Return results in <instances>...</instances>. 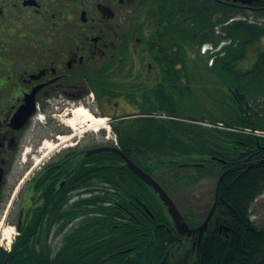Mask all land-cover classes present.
<instances>
[{"label":"flooded vegetation","instance_id":"1","mask_svg":"<svg viewBox=\"0 0 264 264\" xmlns=\"http://www.w3.org/2000/svg\"><path fill=\"white\" fill-rule=\"evenodd\" d=\"M192 12L197 11L184 0H0V225H12L17 232L13 243V235L7 236L9 244L1 226L0 263L33 264L31 251L21 254L26 246H35L46 262L76 264L80 258H91L94 244H88L82 251L86 253L80 251L83 225H87L85 231L94 225L107 226L121 240L125 239L121 231L126 235L131 227L142 238L138 233L144 226L142 216L155 219L157 200H151L149 207L142 194L126 190L123 173L112 174V168L127 169L123 159L86 154L89 149L114 147L111 142L69 150L45 164L19 192L20 174L14 168L22 163L29 168L32 150L45 138L54 140L57 133H69L59 129L47 135L38 130L47 118L77 105L92 109L89 104H94L92 110L109 117L114 126L158 115L152 103L164 89L174 93V70L181 66L170 61L177 50L171 33L177 25L189 28ZM99 119L108 124L107 118ZM80 131L64 135L65 141L61 136L57 143L45 140L40 148L43 156L35 160V166L53 152H44L47 142L57 149L84 134ZM214 202L215 194L209 211ZM220 203L218 199L209 225H220ZM209 211L200 217L183 216L196 228ZM79 212L81 216L76 215ZM102 215L112 220L94 223L95 216ZM132 219L139 225H127ZM63 225L67 227L59 233ZM201 240L176 236L170 259L166 255L159 264H195L194 251ZM128 252L134 248L105 255L102 261L125 260Z\"/></svg>","mask_w":264,"mask_h":264},{"label":"trees","instance_id":"2","mask_svg":"<svg viewBox=\"0 0 264 264\" xmlns=\"http://www.w3.org/2000/svg\"><path fill=\"white\" fill-rule=\"evenodd\" d=\"M184 1L197 12H192L189 28L177 25L171 33L177 50L170 61L181 64L174 70L175 91L169 95L162 90L152 103L153 110L167 117H142L131 120L132 124L122 121L113 128L124 153L153 177L161 176L157 180L169 194L226 171L218 189L220 225H210L195 253V264H264V228L251 220L254 202L264 195V138L242 132L264 130V47L259 44L264 37V1L250 7L226 0ZM204 44L219 50L203 54ZM251 47H256L255 59L244 68ZM94 157L122 161L115 153ZM213 157L225 160L226 166ZM111 171L123 173L126 190L142 194V201L153 205L154 192L132 171L119 167ZM157 202L155 219L142 216L144 226L138 232L142 238L128 227L126 235L121 231L124 240L117 231L119 236L107 240L109 236L99 235L103 229L95 227L86 234L90 239L86 245L94 244L90 247L94 254L76 264H159L166 255L170 259L178 235L166 208ZM111 220L95 218L94 223ZM127 225L139 224L132 219ZM154 225H166L169 230ZM125 248H134L127 259L102 261L105 255ZM29 251L33 264H57L56 260L46 262L35 246H26L21 254Z\"/></svg>","mask_w":264,"mask_h":264},{"label":"rangeland","instance_id":"3","mask_svg":"<svg viewBox=\"0 0 264 264\" xmlns=\"http://www.w3.org/2000/svg\"><path fill=\"white\" fill-rule=\"evenodd\" d=\"M259 44H261V47H264V37L262 36ZM210 46H207V48H209ZM248 55H249V61H245L244 64H242V67H249L252 63L253 60L255 59V55H256V47H251L248 49ZM128 103H130V100L128 101ZM131 104V103H130ZM83 104H80L78 106H82ZM92 109L96 108V106L94 104H89ZM134 105V104H133ZM55 106V104H54ZM84 107H86L88 109V105H84ZM141 107L145 108L144 105H141ZM74 107H72L71 109H73ZM70 108L67 110L68 114H60L57 113V115H55V118L59 119L55 122H50L49 119H46V123L45 120L44 122H42L41 126L42 129L38 130L40 131L39 133H53L56 134L57 131L59 129H69L66 124H64V122H62V120L60 119H65L67 118V116L69 115V112L71 110ZM55 111V109H53ZM95 110V109H94ZM56 112V111H55ZM95 114V113H94ZM95 116H97V118H101V116L95 114ZM61 117V118H60ZM108 124H105L106 128L104 130H101L99 132H95L91 129H88L87 127H82L80 130V134L84 133L83 135H79V136H74L71 140L67 141L65 144L61 145L60 147H58L57 149L55 147H53L52 150H47L46 148L44 149V152H52V153H48V157L45 158L40 164H38L37 166H35V160L37 158H41L43 156L41 149H42V144L39 145L36 151V149L32 150V154L33 155V161L30 165V167H26L25 165L19 164L18 166H15V170L14 173L15 174H20V179L17 183V190L22 191L24 188V185L29 181L30 178L33 177V175L35 173H38L40 171V169L43 167V163L50 161L51 159H54L56 157H58L59 155L63 154L64 152L68 151V149H72V148H77L80 146H84L86 147L88 144H99L102 142L107 141V137H110V141H114V138L116 137L113 130L111 129V127H109V121H107ZM111 126V125H110ZM71 129H69L70 131ZM79 131V130H78ZM87 131V132H86ZM86 132V133H85ZM72 130H71V134H72ZM78 133V132H77ZM59 136H64V135H59ZM69 136V135H66ZM47 139V138H46ZM44 139V140H46ZM50 141V140H48ZM44 142V141H43ZM41 147V149H40ZM56 149V150H55ZM55 150V151H54ZM159 178H161V176H158V180ZM218 175L215 177H209V178H204L203 180H199L196 184H192V186L188 189H183L181 188L180 190H175L173 192L172 190V199L176 202L177 206L182 210L183 214H185L187 217L191 218L192 215H197V217L201 216V212L202 213H207L210 209V206L214 199V192H215V187L217 184V180H218ZM17 192V193H18ZM18 195V194H17ZM252 220L255 223V225L259 228H264V196H262L261 198H258V200L253 204L252 206ZM76 214V213H75ZM76 215L81 216V212L77 213ZM83 221L80 219V221L78 220V224H80V222ZM12 225H2V235L4 237H6L5 239H7V234H5V230L6 232L9 230L11 233V229L14 230L13 227H11ZM87 225H83L82 230H81V234L83 235L85 233V228ZM194 226V225H193ZM67 227V225H63V228L60 229L59 233L61 232V230H64ZM98 227L102 228L103 231H106L104 229H107V226H103V225H98ZM1 230V227H0ZM76 231V230H75ZM74 231V232H75ZM16 232V231H15ZM107 232H110V230H107ZM11 235L15 236V233ZM17 235V232H16ZM108 235H110V233H108ZM14 241V239H13ZM58 242V241H57Z\"/></svg>","mask_w":264,"mask_h":264},{"label":"water","instance_id":"4","mask_svg":"<svg viewBox=\"0 0 264 264\" xmlns=\"http://www.w3.org/2000/svg\"><path fill=\"white\" fill-rule=\"evenodd\" d=\"M234 4H240L242 6H248L253 4L254 2L264 1V0H227ZM104 150H111L118 154H120L126 161L127 166L130 170H132L142 181H144L148 186H150L158 195L163 204L167 207L168 213L171 216L174 226L178 233L182 236L190 237L197 236V239L200 240L203 234L207 231L209 221L216 207V203L214 204L213 209L208 215L206 221L199 226L197 229H190L185 220L183 219L179 209L176 207L173 200L167 194V192L161 187V185L156 182L148 173L143 171L141 168L136 166L121 150L116 148H100L96 150L90 151L91 153H98Z\"/></svg>","mask_w":264,"mask_h":264},{"label":"bare ground","instance_id":"5","mask_svg":"<svg viewBox=\"0 0 264 264\" xmlns=\"http://www.w3.org/2000/svg\"><path fill=\"white\" fill-rule=\"evenodd\" d=\"M67 127L72 129V131H78L82 127H87L95 132L101 131L105 129V121L98 119L89 109L84 106H76L70 112L67 118L62 120ZM59 137V136H58ZM62 140L65 141L68 138L65 136H61ZM54 143V142H53ZM54 144L47 142L45 144V148L47 150H52ZM7 236H11L10 231L6 232Z\"/></svg>","mask_w":264,"mask_h":264}]
</instances>
